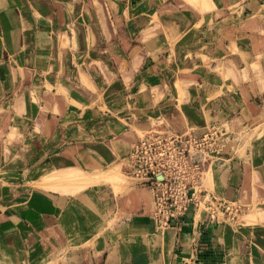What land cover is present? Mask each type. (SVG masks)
<instances>
[{"label":"rangeland","instance_id":"rangeland-1","mask_svg":"<svg viewBox=\"0 0 264 264\" xmlns=\"http://www.w3.org/2000/svg\"><path fill=\"white\" fill-rule=\"evenodd\" d=\"M123 1V7L114 10L92 0L86 11L73 16L76 29L67 31L69 40L64 32L59 44L60 50L78 53L68 68V56L60 55L56 63L59 71L82 65L89 69L97 89L71 91L61 79L54 89L49 75L35 74L34 59L17 62L19 52L15 58L8 51V56L0 60L13 68L10 79L5 75L6 82L0 88V209L16 213L36 208L43 212L46 223L36 232L16 224L17 220L12 221L11 230L0 228V264L50 262L46 259L59 256L62 248L75 243L76 232L92 233L90 227L94 230L102 224L96 215L100 203L93 190L98 196L107 192L100 187L122 193L130 181L134 182L126 172V146L158 130L147 129L123 143L120 127L128 125L115 105L123 94L132 98L133 54L141 57L138 68L165 67L171 80L177 73V77L190 75L187 77L194 81L201 69L205 73L214 69L221 81L233 77L224 65V57L230 55L236 79L227 83L229 88L241 89L250 80L260 82L264 73V16L250 14L249 10L239 12L241 0H140L139 5L133 0ZM215 19L229 22L216 27L220 39L213 43ZM118 79H122L120 84ZM211 80L210 75L202 82ZM189 82L183 81L182 86ZM175 84L177 97L184 98L181 83ZM194 94L190 90V102ZM69 110L78 113L72 120L65 114ZM211 166L202 179L209 190L206 186ZM238 203L240 210L234 219L224 214L211 220L203 214L189 213L204 223H229L225 225L234 227L242 215L259 211L262 206L257 203L249 208L246 203ZM10 235L15 243L7 250L4 242H9Z\"/></svg>","mask_w":264,"mask_h":264},{"label":"crops","instance_id":"crops-1","mask_svg":"<svg viewBox=\"0 0 264 264\" xmlns=\"http://www.w3.org/2000/svg\"><path fill=\"white\" fill-rule=\"evenodd\" d=\"M94 1L114 10L122 8L124 4L123 0ZM139 1L133 0L132 3L139 5ZM91 2L0 0V60L4 55L8 56V51L11 55L13 53V57L19 52L17 62L34 59L35 74L49 75L54 89L60 79L71 91L97 89L89 69L80 65L73 69L69 67L62 73L56 65L60 55L68 56V68L71 58L78 54L71 49L60 50L59 44L64 32L69 40L67 31L77 25L72 21L73 16L86 11ZM243 10L264 16V0H241L239 12ZM228 22L221 19L213 21V43L220 39L216 27ZM83 55L86 57V53ZM226 56L224 61L227 63L224 65L233 74L231 78L236 79L233 59L230 55ZM132 60L136 62V67L133 61L130 63L133 67L130 77L134 89L132 98L123 94L115 105L122 110L119 114L128 125L120 127L123 143L135 139L147 129L200 132L208 126H217L223 135L217 158L211 163L206 187L224 198L246 203L249 208L257 203L262 206L259 211L242 215L239 224L234 227L225 225L229 223H204L188 212L181 221H172L169 226L159 230L150 216L147 188L138 187L132 181L122 193L100 187L99 190H106V194L98 196L94 190L93 193L100 203V212L96 215L102 224L94 230L90 227L92 233L76 232L75 243L62 248L59 256L51 260L47 258L50 262L40 260L35 264H264V70L261 69L260 82L252 83L250 80L240 89L229 88L227 83H234L230 76L221 81L214 69L206 73L201 69L195 74L196 82L187 77L190 75L177 77V73L171 80V74L165 67L149 65L138 68L141 60L138 54H133ZM21 65L25 69L24 62ZM14 69L17 71V67L14 66ZM11 73L13 68L0 62V88L6 82L5 75L10 79ZM123 75L124 69H121ZM210 75L211 83L202 82L203 77ZM121 81L118 79L117 83ZM183 81L193 82L183 87ZM175 82L181 83L180 89L185 90L184 98L177 97ZM189 89L195 93L193 102L187 98ZM65 114L72 120L78 113L69 110ZM15 220L16 224L20 223L34 232L41 225L45 228L46 224L43 212L36 208H24L16 213L0 209L1 229L11 230V223ZM48 220L51 222L50 217ZM19 240L21 243L22 239ZM14 243L10 235L9 242L5 241L4 245L10 250Z\"/></svg>","mask_w":264,"mask_h":264},{"label":"built area","instance_id":"built-area-1","mask_svg":"<svg viewBox=\"0 0 264 264\" xmlns=\"http://www.w3.org/2000/svg\"><path fill=\"white\" fill-rule=\"evenodd\" d=\"M222 135L219 127L208 126L200 132L154 131L130 143L124 157L126 172L149 190L150 216L157 229L182 220L188 212L211 220L237 216L236 200L202 184L205 169L217 158Z\"/></svg>","mask_w":264,"mask_h":264}]
</instances>
